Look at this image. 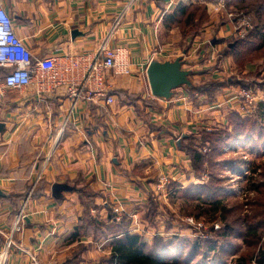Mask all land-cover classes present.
<instances>
[{"label":"crops","instance_id":"1","mask_svg":"<svg viewBox=\"0 0 264 264\" xmlns=\"http://www.w3.org/2000/svg\"><path fill=\"white\" fill-rule=\"evenodd\" d=\"M212 1L2 0L34 57L94 56L123 13L108 43L126 51L131 71L109 74V104L82 101L70 110L65 85L51 93L39 94L32 86L0 95V264H26L24 251L44 264H108L112 240L137 225L154 178L182 183L192 177L180 142L197 136L192 114L206 107L204 95L192 99L187 85H179L168 98L155 97L144 71L155 48L162 49L159 62L184 55L174 43L181 32L166 21L168 15L191 3L209 10ZM217 33L220 47L230 30L220 27ZM190 43L204 44L193 38ZM230 60L224 57V63ZM185 61L189 70L198 68ZM117 203L124 212L114 220ZM19 214L23 220L14 231ZM9 235L15 245L6 248ZM141 237L150 244L144 233Z\"/></svg>","mask_w":264,"mask_h":264},{"label":"rangeland","instance_id":"2","mask_svg":"<svg viewBox=\"0 0 264 264\" xmlns=\"http://www.w3.org/2000/svg\"><path fill=\"white\" fill-rule=\"evenodd\" d=\"M252 2L253 0L247 1L245 5ZM209 6V10H204L206 18L192 24L191 31L195 29V33H193L194 31L191 33L185 31V34L184 28L181 30L177 23L175 30L179 29L181 35L176 32L177 40L174 41V43H178L181 50H184L180 68L188 71L189 77L197 76L194 78L195 82L187 76L190 84H202L210 80L224 84L219 89L214 87L212 94H204L201 105H206V107H203V111L196 109L192 114L199 124L196 131L198 133L197 145L194 143L193 146H196L203 156L195 162H191L190 159L192 177L186 182L178 183V187L173 189L171 188L172 180H168V187L164 186L155 198L151 192V201L149 200L146 208L137 217V225L134 224V229L129 231L140 236L144 233L150 239V244H153L155 237L168 240L169 244L173 243L172 249L169 250L171 255L175 254V251L179 253L178 257H182L181 259L192 255L189 258V264H230L232 259L241 253L248 252L249 248L241 238L232 235L228 238L234 243L232 249L226 245V240L220 234L225 228V223L232 226L233 231L238 233L246 214L248 215L247 219L253 220L252 222L259 217L252 214L256 209L252 202L257 198V195L247 189L245 178L249 175L248 171L252 166L250 165L252 161L257 165L264 162V112L262 111L264 108V49L256 50L259 44V40H257L253 44L254 51L243 58V62L238 63L231 58L229 63H224L226 55L223 54V51L226 43L217 47L223 40L218 36V30L220 27H223L224 31L230 30V36L226 42L239 36L234 32L235 24L229 20L234 14L232 3L227 2L225 11L215 10L211 4ZM246 8L249 10L248 5ZM252 10L250 13H246L245 18L249 26L248 29L245 28L244 35L257 23L259 26H264V21L258 19ZM228 13L231 15L227 16ZM198 16L202 19L203 12L199 11ZM191 38L204 42L203 47L197 48L196 44L191 47ZM185 57L198 68L194 67L191 68L192 71L189 70L190 63L187 65ZM161 58L156 56V60ZM202 74H206L205 77L200 76ZM242 85H246L254 96L247 113L236 110L237 106L228 99L229 94L237 92V89L243 90L236 88ZM241 120L244 121L240 123ZM237 123H240L239 127ZM224 126L232 129L233 133L238 132L237 138L230 139L226 144L219 146L214 143L213 145L210 143L199 144L201 135L206 133L203 131L206 130L208 131L206 135L213 136L216 130H220ZM222 131L218 133L224 134L225 132ZM183 151L185 152V150ZM185 153L190 157L187 152ZM258 170L261 171V167ZM160 178L161 176L154 178L155 186L160 183L158 181ZM216 200L225 206L224 210L226 211L221 212L218 207V210L213 212ZM185 239L188 242L199 240L198 249L191 250L192 246L189 247L183 243H181L183 247L180 249L179 243ZM252 239L248 240L250 245L254 243L251 241ZM203 240H207V242ZM209 241L216 243L218 251L214 252L207 248ZM174 247H178V249L174 250Z\"/></svg>","mask_w":264,"mask_h":264},{"label":"built area","instance_id":"3","mask_svg":"<svg viewBox=\"0 0 264 264\" xmlns=\"http://www.w3.org/2000/svg\"><path fill=\"white\" fill-rule=\"evenodd\" d=\"M211 5L215 10L225 11V8L227 10V1L225 0H213ZM230 15L231 13H228L227 16ZM121 16L123 13L114 20L111 30L99 44L94 56L82 53L68 54L64 59L54 55L34 57L30 49L23 43V39L15 33L12 17L0 0V95L8 90L23 91L32 86L39 94L51 93L55 92L56 88L65 85L67 96L71 101L70 110L82 101L104 100L106 104L111 103L109 74L127 75L131 71V62L126 51L116 45L110 46L108 43L112 32L120 24ZM231 16L229 20L235 24V34L242 37L246 31L245 28L248 29L249 26L247 19L235 13ZM161 54V48L153 49L146 62L145 75L147 65L156 60V56L160 57ZM236 88L243 90L237 89V92L229 94L228 99L237 106L236 110L247 113L248 107L254 100L253 92L246 85ZM158 181L160 183L153 190L154 198L160 194L164 186L168 187L169 184L168 178L164 176H161ZM112 211L115 214L113 219L117 220L124 209L120 203H117L112 207ZM22 220L23 215L19 214L13 227L14 231L20 230ZM13 245L15 244L12 236L9 235L6 238L5 247L9 248ZM17 247L19 248V246ZM24 252L29 254L26 264H44L35 254Z\"/></svg>","mask_w":264,"mask_h":264},{"label":"trees","instance_id":"4","mask_svg":"<svg viewBox=\"0 0 264 264\" xmlns=\"http://www.w3.org/2000/svg\"><path fill=\"white\" fill-rule=\"evenodd\" d=\"M247 1L250 0H232V2H229V4L232 3L231 7H233V12L236 15H242L246 17V13H250L251 9H253V14L258 19L264 21V0H253L252 3H247L245 5ZM247 5L249 6V10L246 8ZM204 10H206V6L203 3L178 5V7L168 15V19H166V21L170 20L172 23H178V26L181 30L182 28H184L183 32L185 34L186 32L191 33L192 31H194L193 33H195V29H192L191 31V26L192 24L201 22L204 18H206ZM199 11L203 12L202 19L200 16H198ZM258 24L259 23L253 25V28L243 37H234L233 39L225 42L226 47L224 48L223 54L226 56H230L236 62L241 63L244 61L243 58H246L249 53L251 54V52L254 51L255 47L253 44L257 40H259V44L256 47V50L259 48L264 49V26H259ZM186 26H188L187 29H185ZM223 85L224 84H221L220 82H214L210 80L202 84L191 83L189 86H186V90L188 96L194 99L196 93L203 95L212 94L214 87L215 89H219ZM262 111L264 112V108L262 109ZM242 121L244 120H241L240 123H242ZM240 123H237L238 127L240 126ZM221 130H223L222 132L225 133H218ZM203 132L202 133L204 135H201V142L199 143L203 145H205L206 143H210L212 145L214 143L218 146L222 144L224 145L230 139L237 138L238 135V132L233 133L232 129L230 130L225 126L220 130H216V132L213 133V136L206 135L208 134V131L206 130ZM196 139L197 136L189 134L182 137V140L180 142V147L182 148V150H185V152L190 155L191 162H195L199 160L201 156H203L201 155L197 147L193 146L194 143L196 144ZM250 165L252 166L249 169V175L246 176L245 180L248 185L247 189L255 192L257 195V198L252 202V205L255 204L256 206V209H254L252 214L259 217L254 222H252L253 220L247 219L248 215L246 214L243 217L244 223L242 224L238 233H235L233 231L232 226L225 223V228L220 234L224 238V240H226V245H228V247L230 248L233 247V241L228 240V238L232 235L233 237L241 238L249 248L248 252L246 251V253H241L240 255L232 259L230 264H246L249 262H254L255 264H264V178H261L264 177V162L257 165L254 161H252ZM259 167H261V171L258 170ZM257 176H259L258 179H256ZM177 184L178 183L171 181V188H177ZM214 205L216 207L213 208V212H216V210H218V207L220 208L221 212L226 211L224 210L226 209L225 206L220 201H214ZM117 235L118 236L115 235L114 239L112 240L111 252L108 258L105 260V262H107L108 264H189V258L190 256H192L190 254L187 255L184 259H181L182 257H178L179 253L177 251H175V254L171 255L169 253V250L172 249L173 243L169 244L168 240L165 241L160 237H155V239L153 240V244H148L143 241L140 235L131 233L128 229H121V231ZM249 238H253L251 240L254 241L252 245L249 244ZM185 240H181V242L179 243V245H181L180 249H182L183 247L181 243L189 245V247L192 246L191 250L194 249L195 251L198 249L200 245L199 240H195L192 242H188L187 240ZM203 241L207 242V240ZM209 242L207 243V248L211 249L212 251L214 250V252L218 251V246H216V243L214 241ZM258 244L259 246H257ZM177 249L178 247H174V250Z\"/></svg>","mask_w":264,"mask_h":264},{"label":"water","instance_id":"5","mask_svg":"<svg viewBox=\"0 0 264 264\" xmlns=\"http://www.w3.org/2000/svg\"><path fill=\"white\" fill-rule=\"evenodd\" d=\"M180 60L173 62L151 61L146 67V78L150 93L155 97L168 98L170 90L179 85H190L188 71L180 68Z\"/></svg>","mask_w":264,"mask_h":264}]
</instances>
